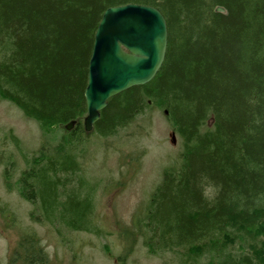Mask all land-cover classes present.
Listing matches in <instances>:
<instances>
[{"label":"trees","instance_id":"16d2710c","mask_svg":"<svg viewBox=\"0 0 264 264\" xmlns=\"http://www.w3.org/2000/svg\"><path fill=\"white\" fill-rule=\"evenodd\" d=\"M126 3L163 13L166 57L150 82L108 100L93 131L117 134L157 106L181 150L122 238L142 237L153 254L179 251L182 264H264V0H0V97L43 125L77 121L62 152L38 154L22 171L20 191L45 219L92 231L89 196L66 190L79 169L70 153L86 134L96 29L108 7ZM9 264L50 256L26 232Z\"/></svg>","mask_w":264,"mask_h":264},{"label":"rangeland","instance_id":"374dc122","mask_svg":"<svg viewBox=\"0 0 264 264\" xmlns=\"http://www.w3.org/2000/svg\"><path fill=\"white\" fill-rule=\"evenodd\" d=\"M71 130L40 124L0 97V264H9L26 232L39 236L50 264H182L181 252L153 254L142 237L128 246L120 233L133 225L134 215L149 201L164 169L178 160L180 140L176 134V144L171 142L173 127L163 109H146L114 135L86 133L83 142L74 145L70 154L79 169L66 190L76 191L78 198L89 196L92 231H75L59 219H45L40 202L26 199L20 191L22 171L35 163L38 154L62 152V137ZM209 259L205 256L196 264H208Z\"/></svg>","mask_w":264,"mask_h":264},{"label":"water","instance_id":"95a60500","mask_svg":"<svg viewBox=\"0 0 264 264\" xmlns=\"http://www.w3.org/2000/svg\"><path fill=\"white\" fill-rule=\"evenodd\" d=\"M216 11L225 13L226 9L218 6ZM167 45V21L157 7L126 3L104 11L95 32L85 89L87 114L83 122L87 133L94 130L111 97L156 76L165 60ZM76 122L71 120L65 128L73 129ZM170 137L176 144L175 131Z\"/></svg>","mask_w":264,"mask_h":264},{"label":"bare ground","instance_id":"6f19581e","mask_svg":"<svg viewBox=\"0 0 264 264\" xmlns=\"http://www.w3.org/2000/svg\"><path fill=\"white\" fill-rule=\"evenodd\" d=\"M87 133V132H86ZM261 226V225H260ZM258 237V236H257ZM257 252V251H256ZM262 252V251H261Z\"/></svg>","mask_w":264,"mask_h":264}]
</instances>
